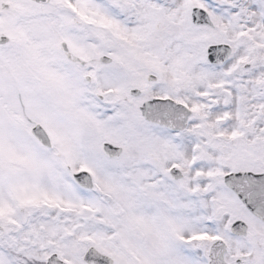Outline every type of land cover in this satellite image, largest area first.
Listing matches in <instances>:
<instances>
[{"label": "snow or ice", "instance_id": "6c2138e0", "mask_svg": "<svg viewBox=\"0 0 264 264\" xmlns=\"http://www.w3.org/2000/svg\"><path fill=\"white\" fill-rule=\"evenodd\" d=\"M0 264H264V0H0Z\"/></svg>", "mask_w": 264, "mask_h": 264}]
</instances>
